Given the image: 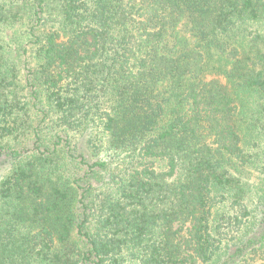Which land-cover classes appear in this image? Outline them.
<instances>
[{"label": "trees", "instance_id": "trees-1", "mask_svg": "<svg viewBox=\"0 0 264 264\" xmlns=\"http://www.w3.org/2000/svg\"><path fill=\"white\" fill-rule=\"evenodd\" d=\"M264 0H0V264H264Z\"/></svg>", "mask_w": 264, "mask_h": 264}, {"label": "rangeland", "instance_id": "rangeland-1", "mask_svg": "<svg viewBox=\"0 0 264 264\" xmlns=\"http://www.w3.org/2000/svg\"><path fill=\"white\" fill-rule=\"evenodd\" d=\"M262 146L264 147V139H263V142H261Z\"/></svg>", "mask_w": 264, "mask_h": 264}]
</instances>
